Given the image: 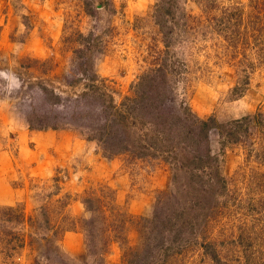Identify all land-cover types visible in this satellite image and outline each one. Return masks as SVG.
<instances>
[{
    "label": "rangeland",
    "instance_id": "374dc122",
    "mask_svg": "<svg viewBox=\"0 0 264 264\" xmlns=\"http://www.w3.org/2000/svg\"><path fill=\"white\" fill-rule=\"evenodd\" d=\"M159 1L0 0V264H264V124L223 145L177 111L264 119L258 1Z\"/></svg>",
    "mask_w": 264,
    "mask_h": 264
},
{
    "label": "trees",
    "instance_id": "16d2710c",
    "mask_svg": "<svg viewBox=\"0 0 264 264\" xmlns=\"http://www.w3.org/2000/svg\"><path fill=\"white\" fill-rule=\"evenodd\" d=\"M258 2L256 3L258 6V11L255 12V15L253 18H255L253 20L254 24H252V31H253V34L254 36L257 38L258 37H262L264 35V29L262 27V25L264 24V0H257ZM173 3H175V0H160L159 2L156 3L155 7L158 11V14H160L159 12L162 10L163 7L167 6L166 8V12H169L170 16H173V12H172V5ZM158 8V9H157ZM205 9V16H207L210 20L209 23L214 24L213 22L215 21V24L216 23H219L220 25H224L225 23H227V25L229 24L228 23V19L229 18H236V16L234 15V13L232 11H227V10H224V11H227V12H224L223 13V16L224 18L222 17H219L216 16L214 17V13H212L211 11V7H207V8H204ZM159 18L162 20L161 22L158 23V25H161V24H164L165 23V20L162 19V15H158ZM236 21V19L234 20V22ZM210 25V26H211ZM169 29L172 30V26L169 25ZM227 29L229 30V34H225L226 35V39H228V42H231L232 39L233 40H237L239 39L238 38H235L234 36L231 35V28L230 26L228 25ZM226 29V30H227ZM235 34L239 33L238 30L234 31ZM240 34V33H239ZM236 42H233V44H230L231 47H235ZM263 51H264V47L261 48ZM156 75V73H155ZM156 76L158 77V81H156ZM153 77V75H151L150 77V86L151 87H154L156 86L158 91H159V86L160 84V81L163 78V75L162 74H159V75H156ZM161 78V79H160ZM104 80H99L100 82V85L102 87H104V89L107 87V85L105 83H103ZM107 90V89H106ZM157 91V92H158ZM84 94H87V93H84ZM110 98V102L109 103H112V97L109 96ZM114 109V113L116 114V118L114 120H116V122H123L125 123V125L128 124V117H126V113L125 111H120V108L110 104ZM128 110V108H127ZM179 113V119L182 120V119H185L187 120L188 122H190V124L195 127V128H198L199 130H203L205 133L204 135H206V133L210 132L209 130H211L212 128L214 127H217V130L219 132V134L221 135L223 133L224 137H226V142H224L223 145H227V144H230V143H237L239 141H241L242 139V136L241 135H247L249 137V141H248V145H250V137H251V133L254 132V126H262L264 124V119H262L260 117V113L256 114L255 116H251V115H244L242 116L241 118H232L231 120H229L228 122H225V123H216V120H214L212 117H209L207 119H202V118H199L191 109L188 105H186L184 102H182L180 105H179V109L177 110ZM259 115V116H258ZM77 114L73 116L72 114V120L77 118ZM29 118V117H28ZM144 121L142 122V127L143 126H147V129L148 131L152 130L154 131L155 130V122L154 124L152 123H147V124H143ZM62 124V118L58 119L57 120V123L56 124H53L52 122L50 121H44L43 124H39L38 126L34 125L33 124V121H30L28 123L29 127L30 128H36V129H39V130H46L48 128H51V129H57L60 127V125ZM84 125H89L87 119L84 121L83 123ZM120 124V123H119ZM152 124V125H150ZM124 125V126H125ZM164 129H161V137H162V141L164 140H169L168 139V135L165 134L163 132ZM156 132V131H155ZM159 132V130H158ZM247 133V134H246ZM153 134V133H152ZM246 137V136H245ZM244 137V138H245ZM209 144H207V151H211V147L208 146ZM126 149L123 148V150ZM147 150H150V149H147ZM172 152L171 148H167L166 150H161L160 149V152L161 153H164L166 152L168 155H167V158H171L172 156L168 153V152ZM134 152L133 154L135 155L136 154V149L135 148H132V151L131 153ZM137 154H148V152L150 151H139L137 149ZM263 152V151H262ZM256 158H259L261 159L260 155H261V151H255L254 152ZM173 160V158L170 159V161ZM261 160H264V158H262ZM218 181L220 182V184H223L225 183V180L223 179V177L221 175H217L216 176ZM23 219V215L22 213H16L15 209H12V207H7V208H0V230L5 226V225H8V224H11V225H16V224H19ZM122 222H123V226L125 225V222H126V219L123 220L121 219ZM2 221V222H1ZM6 236H8L11 232L10 230L8 231H5L4 232ZM3 238L0 237V241H2ZM6 241L5 242H9L10 239H5ZM13 248H15V246H11L9 247V251L12 250Z\"/></svg>",
    "mask_w": 264,
    "mask_h": 264
},
{
    "label": "crops",
    "instance_id": "0c3cea01",
    "mask_svg": "<svg viewBox=\"0 0 264 264\" xmlns=\"http://www.w3.org/2000/svg\"><path fill=\"white\" fill-rule=\"evenodd\" d=\"M44 135H46V138L44 139V141L49 140V138H50V137H48L49 135H47V133H45ZM44 135H43V137H44Z\"/></svg>",
    "mask_w": 264,
    "mask_h": 264
}]
</instances>
